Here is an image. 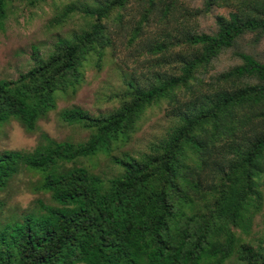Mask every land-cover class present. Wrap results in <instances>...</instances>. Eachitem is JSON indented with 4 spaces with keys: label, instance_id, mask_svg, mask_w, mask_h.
<instances>
[{
    "label": "trees",
    "instance_id": "trees-1",
    "mask_svg": "<svg viewBox=\"0 0 264 264\" xmlns=\"http://www.w3.org/2000/svg\"><path fill=\"white\" fill-rule=\"evenodd\" d=\"M14 1L0 0V31ZM215 8L227 13L201 30L198 17ZM75 17L46 52L31 47L27 69L0 78V126L35 131L118 43L145 60L118 68L110 110H60L85 139L41 133L32 149L0 151V264H264V61L242 44L264 37V0H61L50 24ZM225 51L239 62L208 75ZM162 102L164 133L146 151L123 150ZM100 156L118 172L97 173ZM23 177L43 197L12 207Z\"/></svg>",
    "mask_w": 264,
    "mask_h": 264
},
{
    "label": "rangeland",
    "instance_id": "rangeland-1",
    "mask_svg": "<svg viewBox=\"0 0 264 264\" xmlns=\"http://www.w3.org/2000/svg\"><path fill=\"white\" fill-rule=\"evenodd\" d=\"M61 0H47L38 5H31L26 0H15L10 6L6 19L5 30L0 31V78H14L20 71L30 65L29 54L31 47L36 45L41 52H46L56 36L63 34L68 28L75 26L77 17L68 26L55 27L50 24L55 6ZM190 7L201 6V0H186ZM226 8H215L206 15L198 17L199 28L204 31L214 29V15L226 14ZM247 35L242 44L264 61V37L255 45L248 46L252 39ZM115 49L113 57H109L99 71L92 67L86 69L85 80L76 94L72 97L60 98L57 108L38 122L33 132H26L15 120L0 126V151L5 149H32L38 142L41 133L57 139L80 141L88 136V131L61 121L59 112L65 107L79 106L92 113L110 110L118 104L114 93L122 89L123 82L119 72L120 67L125 71L140 67L145 60L144 55L137 57L135 46H127L124 42ZM239 60L232 51L220 54L212 64L208 75L223 71L238 63ZM166 102L153 106L145 112L139 129L132 135L123 150L132 154L146 151L151 141L161 136L169 125L165 115ZM95 171L104 177H110L118 172V168L104 156L96 160ZM27 177L13 183L9 203L12 207L31 206L41 194L32 193L26 188ZM259 228L263 226L262 217H257ZM256 229V230H257Z\"/></svg>",
    "mask_w": 264,
    "mask_h": 264
}]
</instances>
